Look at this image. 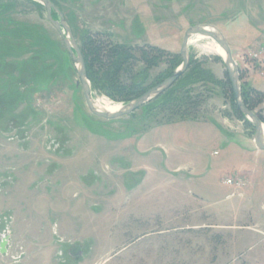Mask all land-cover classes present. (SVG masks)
Returning a JSON list of instances; mask_svg holds the SVG:
<instances>
[{"label": "rangeland", "instance_id": "rangeland-1", "mask_svg": "<svg viewBox=\"0 0 264 264\" xmlns=\"http://www.w3.org/2000/svg\"><path fill=\"white\" fill-rule=\"evenodd\" d=\"M51 1L79 45L89 33L106 32L113 42L156 45L180 55L187 28L215 26L228 40L243 81L264 88V0ZM24 14L46 30L56 55H33L28 62L23 57L14 81L0 73V264H12L8 246L1 249L4 239L12 253L22 247L17 264H264V216L252 213L255 201L224 199L220 204L231 214H191L197 206L186 198L194 196L183 181L187 169L173 171L161 154L173 140L157 134L158 126L168 110L180 108L187 91L205 95L197 121L253 138L252 122L235 113L223 91V58L203 49L213 40L189 45L193 65L187 72L198 65L216 82L187 77L184 88L171 93L170 105L156 100L105 120L87 108L77 66L44 6L25 5ZM166 66L163 61L147 71L148 87L158 84L151 82L164 77ZM99 97L107 96L95 92ZM259 109L264 116V104ZM152 208L159 215H151ZM75 246L78 256L72 255Z\"/></svg>", "mask_w": 264, "mask_h": 264}, {"label": "trees", "instance_id": "trees-1", "mask_svg": "<svg viewBox=\"0 0 264 264\" xmlns=\"http://www.w3.org/2000/svg\"><path fill=\"white\" fill-rule=\"evenodd\" d=\"M28 4L38 8L43 7L36 0H0V73L5 74L7 80L19 79L22 74L20 68L24 66L23 57H27L26 62H28L31 61L33 55L47 57H55L56 55V50L53 49L46 30L38 24L21 18L25 15V5ZM53 16L55 19L59 17L56 12H53ZM108 37L109 34L106 32L89 33L80 40V49L85 59L93 92L104 94L115 102L127 103L146 92L151 87L146 84L149 79L147 71L157 67L161 62L164 61L167 65L164 69L165 75L160 80L157 78L151 84L159 83L172 75L182 63L180 55L165 51L156 45L134 46L110 41V37ZM216 59H221V57L217 56ZM191 65H193V59H191L187 71ZM195 66L193 71L189 73L186 71L173 87L144 106L156 100L159 101L160 106L170 105L171 93L183 89L182 82L187 80V77L190 79L195 77V80H200V78L207 76L216 82L210 72L198 65ZM225 74V79L221 80L223 91L230 95L235 113L239 117L246 118L237 108L227 71ZM21 78L24 80V77ZM240 81L241 96L244 103L250 110L256 111L264 122V116L259 109L264 104V91L248 85L243 81L241 75ZM191 83L192 81L184 83V86ZM186 93L187 95L181 100L182 104L178 105L180 108L176 111L168 110L169 112L164 115V119L160 122L161 125L200 119L201 107L205 101L204 93L200 90L193 94L189 91ZM248 122L251 123L249 120ZM216 126L223 131L220 125L216 124Z\"/></svg>", "mask_w": 264, "mask_h": 264}, {"label": "crops", "instance_id": "crops-1", "mask_svg": "<svg viewBox=\"0 0 264 264\" xmlns=\"http://www.w3.org/2000/svg\"><path fill=\"white\" fill-rule=\"evenodd\" d=\"M252 86L264 91L260 86ZM158 128L162 129L157 134H171L173 140L168 152H161L166 157L167 167L173 171L187 169L184 175L188 177L183 181L194 196L186 198L197 206L196 212L191 214H231V208L226 207L224 211L220 203L226 199L228 204H233L235 198L249 196L252 198L250 204L255 201L254 206L251 204L252 213L264 216V151L258 150L252 140L237 133L226 134L210 121L184 120ZM188 139H191L189 144L186 143ZM162 143L160 139L157 142ZM214 144L215 148L212 146ZM228 176L245 178L247 187L237 190L227 185L224 179ZM139 212V215L143 214L142 209ZM159 213L158 208H152L151 215L157 216Z\"/></svg>", "mask_w": 264, "mask_h": 264}, {"label": "water", "instance_id": "water-1", "mask_svg": "<svg viewBox=\"0 0 264 264\" xmlns=\"http://www.w3.org/2000/svg\"><path fill=\"white\" fill-rule=\"evenodd\" d=\"M41 3L46 10V17L49 23L58 31L60 34L65 48L70 54L73 62L77 66L79 80L77 81L78 85H81L83 90V95L85 103L89 111L105 120H115L127 115L134 113L144 104L150 102L152 99L162 94L164 91L172 87L175 82L187 71L190 65V38L193 35H202L206 38H211L215 41L221 49L225 52V57L223 62L228 73L229 80L233 89L235 96V102L237 108L240 112L245 115L254 126V134L252 141L258 150L264 151V134H263V122L255 111L250 110L244 103L241 96V81L239 76V71L237 63L234 59L232 48L224 36V34L215 26L199 24L190 26L186 29L181 47H180V56L182 58L181 65L175 70V72L169 77L165 78L162 82L151 87L146 92H144L139 97L133 99L132 101L121 105L117 111H108L106 109H101L97 107L96 100L94 98V92L92 90L91 81L88 78L87 68L85 59L80 49V45L76 38L74 37L71 26L66 21V18L63 12L57 7L51 0H36ZM53 12H56L59 15L58 19L53 17ZM212 28V29H210ZM7 240L4 239L1 242V249L5 251ZM80 254V246H75L72 251V255L78 256Z\"/></svg>", "mask_w": 264, "mask_h": 264}, {"label": "bare ground", "instance_id": "bare-ground-1", "mask_svg": "<svg viewBox=\"0 0 264 264\" xmlns=\"http://www.w3.org/2000/svg\"><path fill=\"white\" fill-rule=\"evenodd\" d=\"M210 29H212V28H210ZM203 38H206V37H204L202 35H193L190 38V44L194 43L196 41H199ZM203 49L206 52L216 53L222 57H225V52L221 49V47L215 41H212L209 45H204ZM95 100H96L97 107H99L101 109H106L108 111H117L121 107V104L115 103L107 97H99ZM263 134H264V124H263Z\"/></svg>", "mask_w": 264, "mask_h": 264}, {"label": "built area", "instance_id": "built-area-1", "mask_svg": "<svg viewBox=\"0 0 264 264\" xmlns=\"http://www.w3.org/2000/svg\"><path fill=\"white\" fill-rule=\"evenodd\" d=\"M224 182L227 185L235 187V189L237 190H243L247 187V180L241 176H232L230 178L225 179ZM11 247L12 246L9 244L5 256L10 260L12 264H17L20 262L22 256L24 255V252L22 251V247H18V249L20 248V252L12 253Z\"/></svg>", "mask_w": 264, "mask_h": 264}, {"label": "flooded vegetation", "instance_id": "flooded-vegetation-1", "mask_svg": "<svg viewBox=\"0 0 264 264\" xmlns=\"http://www.w3.org/2000/svg\"><path fill=\"white\" fill-rule=\"evenodd\" d=\"M53 3H54V2H53ZM53 17H54V16H53ZM58 18H59V17H58ZM58 18H57V19H58Z\"/></svg>", "mask_w": 264, "mask_h": 264}]
</instances>
